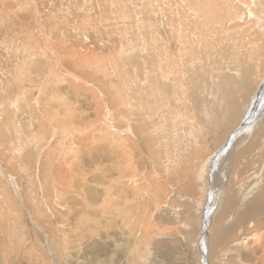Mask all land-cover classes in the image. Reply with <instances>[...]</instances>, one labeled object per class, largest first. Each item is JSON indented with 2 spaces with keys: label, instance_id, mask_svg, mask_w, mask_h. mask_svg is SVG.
Segmentation results:
<instances>
[{
  "label": "rangeland",
  "instance_id": "1",
  "mask_svg": "<svg viewBox=\"0 0 264 264\" xmlns=\"http://www.w3.org/2000/svg\"><path fill=\"white\" fill-rule=\"evenodd\" d=\"M5 1L6 0H0V3H1L0 4V6H1L0 7V14H1L0 17H2V15H3L2 18H4L3 13H5L8 16L12 15L11 18H15L16 14H19L22 17L24 16V20H23L24 26L23 27L26 26L25 30L30 28L32 31V32H30V34H32V36L34 38H37L40 40H41V38H43V39L47 40V42L49 41L51 43V45L57 49V51L62 52V57H59L58 62H56L57 56L54 55V57H53V55H51V57H52L51 58L50 53H49V55H46V56H42V55L38 54V57H37L36 54H35L36 56L34 54H32V56L28 57L29 60L27 62H25L26 74H25V72H23L22 77H21V78H23L24 82L23 83L18 82V85L26 87V88L28 87L27 89H29V87H30V89L33 88L31 90H32L34 95L37 94V92L35 91V87L39 84V82L46 75H48L47 72H49V70H51L52 68H53L52 70L58 68V73L60 74V76H58V79L62 80L61 78L64 77L65 78V79L63 78L64 80H66L68 78L67 81L73 82V80H72V79H74V77L72 76L73 74H75V73L79 74L82 70L86 71L85 66H87V64H84L85 66L82 67L78 63L79 62L78 57H80L78 55H83V54L94 55L95 57H97L99 59L101 58L103 61L102 62L103 66L105 65L108 67V68L105 67V69H106L105 71L108 74L99 73L100 74L99 75V74L95 73V76L97 78L94 77L96 79L93 78L92 79L93 83L91 82L93 86L98 85L99 83L103 84L102 87L100 86L101 88L99 87V90L100 91L102 90L101 92H103L102 97H104V95H106L107 93L108 94L106 96H109V93H113L114 96H117L118 94H116V93H121L122 91H124V93H126L127 91L123 87L125 83L120 84L119 82H120V80H124L130 86L129 78L132 77V74H130V73L136 74L137 71H139L140 72V73H138L139 75H141V73H142V76H143V74L145 75L146 72L143 73L144 70L141 69L142 63L140 64L138 61L140 58L147 59L151 55L150 53L153 50L152 46L154 44V40L152 42V38L153 39L155 38L159 42L158 43L159 45L163 46V44H164L165 46L168 45V47H169V41L172 42L174 40L172 38V36H170L168 33L169 32V26L167 24L168 22H166L171 17L170 16L171 14H173V15L176 14L175 9H177V7L174 4H170L171 0H160V1H158V0H113L115 2V6H114V4H111L112 5L111 6L107 0H47L48 2L46 0H39V1L28 0L29 3L27 2V0H19V1L18 0H7L6 2ZM15 1L16 2L18 1V4L15 3ZM220 1H222V0H211L210 2H212V3L216 2L217 4L215 6L220 7L218 9L220 10V13L222 12L221 14L224 16L228 11L232 12L233 7H234V9L236 8L234 5L235 3L238 6L242 5L241 7L238 8V9H240V15L236 16L237 20L239 21V22L237 21L239 27L229 29V27L235 22L234 20H232L231 22H226L227 18H224L223 20H222V18H223L222 16H221L222 18H219V19L216 18V21L211 24V28H214L212 39L216 38V40H215L216 42L214 40H213V42L210 39L208 40V35H207V40L210 43L211 42L212 43L210 44L206 40L205 42L203 41V43H205L207 45H202L200 47L201 50L198 47L199 51H196V54H197V58L199 55V58H198L199 62H197V61L196 62H197V65H199V66H197V68H199L200 71L197 72V70H196L198 75H197V77H196V74L192 75V77H193L192 80H190V78H188V81H187L188 87H186L187 90L183 93H179L182 95V97L184 99H181L179 104H178V102L172 103V107L174 109H176L177 105H178V109H179L181 116H183L184 114L186 115V116L184 115L183 117H185L184 122L187 124L182 122L180 124H184L185 126L180 125V127H179L178 124H175V125L172 124L173 123L172 119L168 118L169 122H166V123L169 126L166 127V131H167V132L165 131L166 134L163 133L164 136L160 135V134L156 135V136H160V137L164 138V139H161V147L159 146L160 150L158 148H156V143H155L156 136L154 137V134H152V133L150 135L145 133L143 136H145L146 138H151V140L147 141V143H148L147 146H149V144L150 145L154 144L155 150L157 152H151V151H153V149L148 150V147H146L145 144L139 145L138 139L131 140L129 142L131 145L128 148L129 153H128V155H126V158H128L129 155H133L134 157L132 159L128 158V160L130 162L126 163L125 164L126 166L123 164H122L123 165L122 166L121 164H118L115 161V156L116 157H118V155L120 156V154L122 152L118 151L119 149H117V148L115 149V147H113L115 145V140L112 137L109 138V140H107V141H109V143H107V145L105 142L102 143L105 145V149H104L103 153H102V148H99V147H101L99 143L94 145L91 143L92 141L89 142L92 144V145L90 144L91 148L88 149V150H90V153L89 154H86V153L82 154L84 156L81 159V162H80L81 165H79V166H81V168L84 169L83 172L81 171V173L79 175H76L74 173V171H72L70 176L73 179L80 182L82 180L81 175L86 174V175H84L85 182L83 183V191L85 192V194L89 193V196H95L96 195V198H98V200H95V202H93L94 205L101 206V201L99 200V197H100V195L104 194V190H105V192L109 191L111 195H112V193H113V195L115 194L114 199H112L113 203H111L113 205L111 206L112 208L111 207L108 208L107 206L104 205L105 211H106L105 213L102 212V210H103L102 208H104V207L100 208L101 210L96 211L97 214L95 213L94 210H91V209H89L88 212L86 211V213L89 214L88 216H90L93 219H96L98 221L97 223L91 222L89 227L88 226L87 227L82 226V228H81L79 226V228H78L76 226V224L74 223V222H76V223L78 222L77 220L79 218H77L76 215H77V213L80 214L81 210H79V211L76 210L75 212L73 210L72 215H70L71 213H69V216L67 218L68 219L67 221L69 222V224H67V222L65 221V225H67L68 228H67V226L64 225V223L61 224L60 226H58L56 223L57 218L49 219L50 222L54 226L56 223L58 228L61 227V229L68 235V240H70V242H71V243L68 242L69 244L66 243L64 245L65 247H67L66 248L67 253H65V254L63 253L62 255L57 257L56 259L51 257V256H48L49 254L46 255V256H48L47 258H45L46 256H44V258L47 261H49V259L51 260L50 264H108V263L109 264H202V261H204L203 264H205L207 262L204 260V251L202 250V247L200 246L202 238H203L204 233H205V229H204L205 227L202 229V227H203L202 224L204 223V226H206L205 211H206V205H207V203H206L207 198H205V197L208 194L209 190L212 189V187L215 183L211 184V182H210L211 178L208 177L209 181L206 182V184L204 186H202L203 180L206 178V176H205L206 174L203 173L202 175L199 176L198 172L201 169L203 170L202 164L205 163L206 158H208L209 154H211L210 155L211 158L213 157L212 153L213 152L215 153L218 150V148L222 146L221 144L223 142V139H226L228 132L233 128L234 124H232L230 126L231 122L229 123L228 120H223V119L227 118L226 117L227 112H229L231 110H235V113L238 114V116L240 118V116H242V114H243L242 108H244V106L246 104L248 105L249 100H252L253 97H254V99L252 100V102L250 101L251 102V111H254V113H257V112L261 111L264 107V88H263L264 87L263 86L264 85V55H263V57L258 58L256 51H255L256 45L260 48L259 43L261 41H262V43H264V0H256L255 5L250 4L251 9L254 10V13L256 12L257 14H259L260 18L262 17L261 22L256 21V15H254L252 10H251L252 12L246 10V9H248V6H246V3L241 4L239 1L236 2V0H227V3H225V4L221 3L223 5V6H221L219 3ZM228 1H230V2H228ZM13 2H14V4H13ZM33 2H35V3L32 5ZM38 2L40 3L39 4L40 7L37 5ZM98 2H100V3H98ZM120 2L124 3L123 7L120 6ZM261 2H263V3H261ZM23 3H25V4H23ZM34 5H35V7H34ZM2 6H3V9L5 10V12L2 11ZM106 6L108 7L107 9L105 8ZM230 6H231V10L229 9ZM98 8H100V10ZM241 8H242V10H241ZM11 9L13 12H11ZM19 9L22 11H20ZM7 10H8V12H7ZM117 10H119V11H117ZM43 11H44V13H43ZM111 11H113V12L111 13ZM122 11H123V15L124 14L125 15L121 18ZM151 12H152V14H151ZM190 12L188 11V13H189L188 16L189 15L190 16L188 17L189 20L187 21L189 24L194 23L193 21L196 19L195 15H193V13L192 12L190 13ZM116 13L120 14L118 16V18L115 17L117 15ZM33 14H34V16L36 15L37 19L39 18L37 20V24H36V19L35 18L32 19ZM162 15H164V16H162ZM165 16H167V17H165ZM131 17L134 19L133 21L135 23V26H132L133 23H130ZM136 17H138L139 19H142L144 21L146 20V22H148V24L151 28V29H146L147 30L145 33L146 35L144 34L143 40H145L146 42H144L141 39L143 42L140 41L141 43H139L138 45L133 46L128 50H122L119 48V45L121 46V48L124 47L123 44L121 45L120 43H122L123 41H126L127 36H129V37L132 36V35H130V33H132L135 38H137L138 34L140 33V32H138V30H139L138 24L139 23L137 24V22H136L138 18H136ZM155 17L158 19H156ZM160 17H161V19H160ZM123 18H124V20H127L128 23L127 22L124 23V21H122ZM164 18L165 19L168 18V19L165 22H163L165 20ZM26 19H27V22L25 21ZM111 20L115 23V25ZM190 20H192V22ZM5 21H6V19H5ZM176 21H177V18L175 19V22ZM219 21H221L223 23V25H220ZM77 22H78V24H77ZM81 22H83V24ZM119 22H121V25ZM184 22L186 23V19ZM30 23H32L33 25H31ZM240 23L243 24L244 26H242V25L240 26ZM38 24L40 26H38ZM96 25H98V26H96ZM154 25H155V27H154ZM165 25L168 27H166ZM106 26H108L107 29H106ZM122 26L125 28L122 30V33L120 34V36H118V30ZM194 26H195V24H194ZM64 27H67V29ZM103 27H105V28H103ZM113 27H116L114 33L113 32H112V34L108 33L107 31L110 28L112 31ZM163 27H164V29H163ZM165 27H166V29H165ZM244 27H246L247 30ZM51 28H52V30H51ZM156 28L158 30H156ZM223 28H227L228 33L226 31H223ZM236 28H237V30H236ZM72 29H73V31H72ZM125 29H126V31H124ZM208 30L209 29L207 28V31ZM231 30H233V31H231ZM152 32H154V33L156 32V34L158 33L159 35L157 37H154L155 35H152ZM203 32H205V30ZM233 32H235V33H233ZM28 33L29 32H27L26 35ZM205 33H207V32H205ZM107 34H108V36H107ZM90 36H91L92 40L90 39ZM237 38H239V39H237ZM111 40H113V41H111ZM235 41H236V43H235ZM253 41L257 42V43L254 44ZM61 44H62V46H61ZM208 44L210 47L208 46ZM57 45H58V47H56ZM144 45L146 46V48ZM211 45H212V47H213V45H215L214 46L215 49L212 48L213 49L212 50ZM65 46H67V47H65ZM69 47H71L74 50V52ZM78 47H80V48H78ZM171 47H172V49H171ZM175 47H176V44L174 42L171 44L169 52H168L169 60H170L171 54L173 53ZM205 47H206V49H204ZM64 48H65V50H64ZM30 49H32V47H30ZM1 50L2 49H0V55L2 56L4 54L2 57H4V59H5L4 50H2V51ZM68 50L69 51L71 50V51L69 52ZM77 50H79V51H77ZM112 50H113V52L115 51L118 54H116L115 52L113 53ZM65 51H67V52H65ZM87 51L90 52L91 54L88 53ZM1 52H3V54ZM106 52H107V54H106ZM25 53L26 52H24L23 55ZM70 53H72V57H71ZM96 53L98 54V56ZM130 53H132V54L135 53V54L132 55ZM11 54H12L13 58H16L15 53H11ZM76 54H78V55H76ZM99 54L101 57L99 56ZM128 54H130V56H129V60L127 63L128 64L133 63L131 65H127V63H126L127 59L125 56ZM262 54H264V46H263V53ZM250 55H252V56L250 57ZM1 56H0V61L3 62L4 59ZM117 56L122 57V58H118ZM131 56H132V58H131ZM68 57H70V58H68ZM116 57L120 60L122 59L123 61L119 62V60L115 59ZM106 58H107V60H106ZM134 58H136L135 61L138 60V61H136V63L134 61ZM212 58H213V60H212ZM31 59H33V61ZM52 59H54V61ZM66 59H68V60L66 61ZM69 59L70 60L72 59V60L69 61ZM103 59H105L106 61ZM31 61L33 62V64ZM129 61H131V62L129 63ZM45 62L47 65L44 64ZM52 62H54V63H52ZM73 62H75V64H77V63L78 64L75 65ZM117 63H119V64L117 65ZM123 63L125 66L123 65ZM138 63H139V67H138ZM26 64L29 66L27 67ZM61 64L71 71H68L65 68H62L63 66ZM108 65H110V66H108ZM200 66H202V70H201ZM74 69L77 71H75ZM107 69H109V70L107 71ZM136 69H137V71H136ZM140 70H142V71H140ZM65 71L68 73H66ZM69 72H70V74H69ZM32 73H33V75H32ZM63 74H65V75L63 76ZM120 74H122V76H123L122 79H119V77H121ZM135 74H133V75H135ZM39 75H41V77H38ZM31 77H35V78H31ZM117 77H118V79H117ZM69 78H70V80H69ZM102 78H103V80H101ZM109 79H110V81H109ZM64 80L57 83V85H59L60 87L63 88L62 89V91L64 92L63 95H65V96H63L64 97L63 99L66 102H68L67 103L68 105H72V106L74 105L76 107L81 105L82 106L81 108H83V110H85V112L88 113V117H90L89 119L84 118L85 119L84 122L90 123L93 120V117L95 114L93 112L94 106H93V102L90 101L91 100L90 96L88 95V93H86L84 91H81L78 94L75 92L73 93V91L70 90L71 86H69V84H68L69 82L67 83V81H64ZM26 81H28L29 83ZM31 82H33L35 84H32ZM91 83H88V84L84 83L83 85L86 89H89V90L92 89L93 90V88H91ZM47 84H49V81L47 82ZM122 84H123V86H122ZM27 85H29V86H27ZM54 85L56 86V84H54ZM54 85H50V86H54ZM104 85H106V86H104ZM259 86L262 88V90L260 89ZM13 87H14V85H13ZM104 87L106 89H104ZM170 88L171 87H168V90ZM11 89H12V87H11ZM11 89H8V87H7V93H9V90L11 91ZM66 89H67V91H66ZM130 89L132 90L133 88L130 87ZM13 90H16V89L13 88ZM131 90L128 91L129 94L134 91V90H132V91ZM5 92L0 93V108H3V109L6 108L5 105H3L4 101L6 103V98H4V96L6 95ZM101 92H100V95H101ZM257 92H258V94H257ZM67 95H68V97H67ZM129 96H133V94L132 95L130 94ZM74 97H76V98H74ZM196 98H198L199 100L196 101ZM213 98H215L214 99L215 104L213 105V110H215L217 112V117H213L211 119V121L213 122L214 125L216 123H218L217 125H215L217 127H215L216 130L214 131V133L210 129L211 127H213V126H211V123L209 121H204L206 119L205 116L203 115V112H202L204 110V108L201 107V105H205V107H206L207 104H208L207 107H209V105H210L209 102ZM231 98H233L235 101V105L233 108H230V106L228 105V102L230 101ZM67 99H68V101H67ZM75 99H77L78 102L80 101L81 103L80 102H79V104L76 103ZM201 99H205L207 101V102L205 101L206 104H204ZM49 102L51 103V105L56 104V106H57L63 101L61 100V98L60 99L58 98L56 100H49ZM58 102H60V103L58 104ZM72 102H73V104H72ZM135 106H136V110L142 106V98L141 97L138 99V103L135 104ZM199 106H200V108H199ZM181 109L183 112L181 111ZM52 110H54V109L52 108ZM166 112L167 111H165V113ZM8 113L11 114L10 112H8ZM23 113H25V114H23ZM23 113L22 112L17 113L18 114L17 116L20 117V122L23 121V123H21V125L24 126V130H25V131L22 130L20 132H22V133L25 132V134H28L31 129L34 130V129H36L35 127H38V124H37L38 121L35 122V119L32 116V114L26 116L27 112L25 110ZM20 114L22 115V117L20 116ZM25 116L27 118L29 117L30 119L24 118ZM125 116H128V114L125 113ZM202 117L204 119H202ZM22 118H24V119H22ZM32 118H33V120L29 121ZM260 118L263 119L264 117L260 116ZM260 118H258V121L260 120ZM188 119L193 122L195 127H197V131H195L194 129L192 130V135H190L189 131H188V130H191L189 123H188ZM217 119H219V120L217 121ZM166 120H164V122ZM26 121H27V123L31 122L32 125L28 126L29 123L27 124ZM129 121H131V120H129ZM258 121H257V123H258ZM106 123L109 126L111 125L110 122H106ZM257 123H256V126H257ZM171 125H173V126L171 127ZM180 128H181V130H180ZM175 129H177L178 131ZM172 130H174V131H172ZM169 133H171V134H169ZM170 135H172V136H170ZM23 136H24V133H23ZM23 136L21 134L22 139L20 141L22 142V145L25 143V145L28 147L26 142L25 141L23 142V140H25L24 138H26ZM176 136H177V139L175 138ZM196 136H197V140H194ZM140 137H142V136L140 135ZM172 138H174V139H172ZM164 141H165V143H164ZM187 141H189V143ZM176 143L178 144L177 146H176ZM185 143H186V146H185ZM243 143L245 145V142H243ZM134 144H135V146H134ZM164 144H165V146H164ZM172 145H174V146H172ZM81 146H82L81 148L84 149L83 145H81ZM194 146H197V148H195ZM27 147H26V149H28ZM166 147H168V149ZM231 147H232V145H231ZM141 148H143V150ZM146 148H147V150H146ZM175 148H176V150H175ZM91 150H92V154H91ZM161 150H163V151H161ZM164 150H165V152H164ZM85 151H86V149H85ZM137 151H138V153H137ZM146 151H147V153L149 151L150 155L147 154ZM182 151L185 153H182ZM156 153H159V157H161L160 158L161 162H163V160H164V164H166V165H167L168 161L171 165V161L175 160L174 162L177 163V164L175 163L176 164L175 167L177 169L176 172L170 174L169 168H166L165 166H163V164H161L162 165L161 166L160 163H158V161H156L158 163V167H159L158 168L155 160H153L154 154H156ZM165 154L168 157L167 156L165 157ZM224 156H225V154H224ZM173 157L174 158L176 157V159H174ZM165 158H167V160ZM201 158H202V160H201ZM135 159H136V161H135ZM237 159L243 160L242 158L239 159V157ZM90 160H92V162ZM17 161H20V159H17ZM21 161H22V159H21ZM133 161L136 162L135 170H132L133 168H131ZM10 162H11V165L13 166L12 171L14 170L16 173H18V175H17V176H19L18 177V188L20 190L22 189L21 190L22 192H20V196L22 197V198L20 197V201H21V203L22 202L24 203V206L26 209L24 208L23 203L21 205L20 203H18L19 202L18 199L13 197L14 198L13 199L14 205L16 208L18 207L16 210L18 211L20 208V211H18L19 214L17 213V215H13L14 219L11 222L12 224L9 222H6L5 224L1 225L0 234L1 233H3V234L0 235V244H1V241L6 239V237H7L6 235H8V233H6L5 230H7L8 226L12 225L11 228H13V226H14V233L16 235V236L14 235L13 245H14V242H16V244L18 243L19 245L22 244L21 248L23 247L22 249H24L25 247H27L31 243V245L28 246L29 247L28 249H31V246H35V249H39V248L41 249V243H43L45 246V243L47 242L46 241L47 237H46L44 231L40 230L37 226H34V224L31 223V221L32 222L37 221L40 218L33 220V218H35V216H36V214H35L36 210H35V207H33L31 204H29L30 196L27 193V191L29 190L28 192H30V190H33L35 192L36 199L46 201L47 198L50 196L51 186L48 185V187H50V189L45 191V190L41 189L39 185L36 186V184L33 183L32 189H31L30 188L31 185L29 186V184L25 183L24 178L22 179V172L16 170V166L14 167L13 161L10 160ZM196 162H198V163H196ZM230 163H231V159H230ZM184 164H186L187 166ZM119 165L122 166L123 168L120 169ZM124 166L126 168H124ZM101 167H103V169H102L103 171L100 169ZM151 167L154 169H152ZM229 167H230V164H229ZM97 168L100 169V173H99V171L96 170ZM184 168H187V170H185ZM190 169L192 170L191 172H190ZM121 170H123L124 172H127V173L133 172V173L138 175V177L136 178L139 181L137 188L140 187L141 190L137 193H140L138 195H141V196L137 195V197H135L133 199L131 194L136 191L135 190L136 187L133 189V188H129L127 186L128 189H126L125 192H127L126 195L129 194L128 195L129 198L126 201L124 200V198L121 196V193H120L121 190L123 191V188H121L115 182V180L117 179V176L121 175ZM29 171H31V170H29ZM183 171H185V172H183ZM45 172H46V170H45ZM115 172L117 173V175ZM212 172H213V168L211 169L209 166L208 175L211 176ZM229 172L230 171H228V173ZM195 173H197V174H195ZM251 173L252 172L249 171L248 173L245 174L246 177L244 176L245 177V184H243V188H245V189H249V188L252 189L254 179L251 178L252 177V176H250ZM217 174H219V172H217ZM96 176H101L102 178H96ZM63 177H64V175H63ZM107 177H109V178H107ZM114 177H115V179H114ZM201 177H202V180H201ZM96 179L97 180L99 179L98 180L99 182ZM102 181H104V182H102ZM116 181H118V180H116ZM26 185L28 186V188ZM57 185L58 184H54L55 187ZM103 186H104V188H103ZM105 187H106V189H105ZM236 187L238 188V186H236ZM237 188H235V189H237ZM130 189H131V191H130ZM253 189H252L253 191H256L255 188H253ZM114 192H116V193H114ZM202 192L205 195H203ZM236 192H238V190ZM9 195L11 197L10 192H9ZM24 196H25V198H24ZM198 196L201 199H199ZM22 199H25V200H22ZM122 200L124 202H122ZM130 200L133 203H131ZM123 203H124V205H123ZM17 204H19L20 206ZM125 205H127V206H125ZM81 207H82V205L77 207V208H81ZM113 207H115V208H113ZM131 209L132 210L135 209V210L132 211ZM125 211H127V212H125ZM111 212H112V214H111ZM122 212H123V214H122ZM117 213H118V215H117ZM29 215L32 216V218ZM120 215H122V216H120ZM130 215H133V217ZM98 216L100 218H98ZM129 216L131 218H129ZM23 218H24V220H23ZM114 218H115V220H114ZM15 220H16V222H15ZM41 220H42V218H41ZM72 220L73 221L75 220V221L73 222ZM104 221H106V222H104ZM210 221H211L210 222L211 224H209L210 225L208 227L209 231L207 232V236H206V240H205V244L207 246L208 252H209V250H211V246L208 244V240H209L208 238H210V229L212 232V230L215 226L214 214H212ZM201 222H202V224H201ZM123 224H124V226H123ZM251 224H252V222H251ZM243 225L246 226V222ZM2 226H4V228H2ZM19 227L20 228L22 227V228L19 229ZM35 228H38L39 230L35 229ZM55 228H56V226H55ZM2 229H4V231ZM81 229H82V234H84L83 235L84 237L80 236L79 233H77V232H80ZM243 229L244 228L242 227L240 230L241 232H238V235L242 233L241 236L249 237L248 236L249 234L243 235V233H244ZM72 231H74V232H72ZM144 233H148V235H149V239L147 240V243H145L144 240L142 239V234H144ZM236 233H237V231H236ZM4 234H5V236H4ZM57 234L59 235V236L57 235L58 237H63V234H61V233H57ZM73 235H75V236H73ZM77 235H78V237L79 236L80 237L76 238ZM22 236H23V238H22ZM28 236H30V237H28ZM31 237L37 241L35 242V240H33ZM69 237H70V239H69ZM74 238L78 239V241L76 240L77 241L76 242L74 240ZM9 241H10V239H9ZM74 241H75V243H74ZM56 242H58V240H56ZM76 243H79V245H75ZM25 244L26 245L28 244V245L26 246ZM219 245H220V247L217 249V252H216V254L218 256L216 254L212 255V260L209 259L211 262H208L207 264H238V263L239 264H264V259H262V256L260 255L259 250H254V252H252L246 244H240L239 240H233V241L228 242L227 244L220 243ZM70 246H72V247H70ZM227 247H229L228 250H226ZM14 248H9L12 251H9L10 254H8L9 255L8 259H7L8 261L2 260L4 262L3 263L0 260L1 261L0 264L1 263L2 264H13L14 263L13 261H15V258H17L16 252H19L16 250V245ZM130 250H133V251H130ZM212 251L214 252L215 250L213 249ZM14 252H15V254H14ZM133 252H135L137 255L136 254L133 255ZM208 252H207V256H210L208 254ZM248 252H249V254H248ZM35 253L36 254H32V261L29 264L36 263L38 260H39L38 263L40 262V264H46L43 256H42V260H44V261L41 260V257H39L40 255L37 252H35ZM237 253H240V254H237ZM146 254H148V255H146ZM253 254L257 255V258L252 257ZM142 255H143V257L141 258ZM259 255H260V257H259ZM0 256L2 257V254H0ZM13 256H15V257H13ZM36 256L39 258H37ZM137 256L138 257L140 256V257L137 259L136 258ZM239 257L242 258L243 263H241L239 261ZM19 260H20L21 264H24V263L28 264L27 259L26 260L25 259L24 260L19 259Z\"/></svg>",
  "mask_w": 264,
  "mask_h": 264
},
{
  "label": "bare ground",
  "instance_id": "2",
  "mask_svg": "<svg viewBox=\"0 0 264 264\" xmlns=\"http://www.w3.org/2000/svg\"><path fill=\"white\" fill-rule=\"evenodd\" d=\"M18 1L17 2L15 1V3L18 4ZM37 1H39V0H37ZM107 1L110 3V5L114 4V6H115V2L113 0H107ZM158 1H160V0H158ZM210 1L211 0H171L170 4H174L177 7V9H175L176 14L175 15L171 14L170 15L171 17L169 18L168 21H166L168 18H166V19L164 18L165 20L163 22H165V21L168 22L167 23L169 26V32L168 33L170 36H172V38L174 40L172 42L169 41V47H168V45L165 46L164 44H163V46L159 45L158 44L159 42L155 38L154 39L152 38V42L154 40V44L152 46L153 50L150 53L151 55L147 59L140 58L141 57L140 56L139 57L140 59L138 58L139 61L136 60L140 64L142 63L141 69L144 70L143 73L146 72L145 75L143 74V76H142V73H141V75H139L138 73H140V72L137 71V69H136V71H137L136 74L130 73V74H132V77L129 78L130 86L124 80H120V82H119L120 84L125 83L124 86H123V84H122V86L127 91V92L125 91L126 93H124V91H122L123 93L122 92L116 93V94H118L117 96H114L113 93H109V96H106L108 94L106 92L107 94L104 95L105 94L104 93L103 94L104 97H102L103 92H101L102 90L101 91L99 90V87L100 86L102 87L103 84L99 83L98 85L93 86L92 85V83H93L92 79L94 77H96L95 73H97V74H99V73L108 74L105 71L106 70L105 67H107V66H105V65L103 66L102 59L101 58L99 59V58L95 57L94 55H88V54L78 55V54H76V55L80 56V57L77 56L79 58L78 63L82 67L85 66L84 64H87L88 67L85 66L86 71L82 70L79 74H77V73L73 74L72 75L74 77V79H72L73 82L67 81L68 78L66 80H64L65 79L64 77H63L64 79L63 78H61V79L64 81H67V83L69 82L68 84H69V86H71L70 90H72L73 93L75 92L78 94L81 91H84V92L88 93V95L90 96V99H91L90 101L93 102V106H94L93 112L95 113L93 120L90 123L84 122V120H85L84 118L89 119L90 117H88V113L85 112V110H83V108H81L82 107L81 105H79L78 107H76L74 105L73 106L68 105L67 104L68 102H66L63 99L64 98L63 96H65V95H63L64 92L62 91L63 88L60 87L59 85H57V83L62 81V80L58 79V76H60V74L58 73V68L54 69V70H52L53 68L51 70L48 69L49 70V72H47L48 75H46L39 82V84L37 83L38 85L35 87V91L37 92L36 95H34L32 90H31L33 88L30 89V87H29V89H27L28 87L26 88V87L18 85V82L19 83L24 82L23 78H21V77H22L23 72H25V74H26L25 62H27L29 60V58H28L29 56H32V54H34V55L36 54L37 57H38V54H40L42 56H46V55H49V53H50V57H51V55H53V57H54V55L57 56L56 62H58L59 57H62V52L57 51V49L54 48V46H52L49 41L47 42V40H45L43 38H41V40L34 38L32 36V34H30V32H32L30 28L25 30L26 26L23 27L24 26V21H23L24 16L22 17L21 15L16 14L15 18H11L12 15L8 16L5 13H3L6 21L4 18H2L3 17V15H2V17H0V49L4 50L5 59H4V57H2L4 55L3 52H1L3 55L2 56L0 55V56L4 59V61L3 62L0 61V93L6 91L5 92L6 95L5 96L3 95L4 98H6V103H5V101H4V103L2 102L6 108L5 107H4L5 109L0 108V227H1V225L5 224L6 222L11 223L14 219L13 215H17V213L19 214L18 211H20V208L18 211L16 210L18 207L17 208L15 207L13 199L17 198L19 201V202L18 201L17 202L20 203L21 205L23 203V202L21 203V201H20V197H21L20 192H22L21 191L22 189L20 190L18 188V177L19 176H17L18 173H16L14 170L12 171L13 166L11 165L10 160L14 162V167L16 166V170L22 172V179L24 178L25 183L29 184V186L31 185L30 186L31 189H32L33 183H35L36 186L39 185L40 188L45 190V191L50 189V187H48V185L51 186V189H50V196L47 198L46 201L36 199L35 192L33 190H30V192H28L29 190L28 191L26 190L30 196L29 204H31L33 207H35V210H36L35 211L36 216H35V218H33V220L40 218L37 221H33V222L31 221V223H33L34 226H37L40 230L44 231V233L47 237L46 238L47 242L45 243V246L43 243H41V249L38 246L37 247L39 249H35V246H31V249H28L29 248L28 246L31 245V243H30L29 245L27 244L28 246L25 244L27 247L22 249L23 248V247L21 248L22 244L19 245L18 243L16 244V242H14V245H13L14 235H15L14 226H13V228H11L12 225L8 226V228L6 227L8 231L5 230V232L8 233V235H6L7 236L6 239L1 241V244H0V254H2V257L0 256L1 261L2 260L8 261L7 260L8 256H9L8 254H10L9 251H12L9 248H14L15 245H16V250L19 252H16L17 258H15V261H13L14 263L12 262L13 264H21L19 259H23V260L27 259L28 262L27 261L26 262L29 264L32 261V254H36L35 252L38 253L39 251L40 252L38 254L40 256L39 255L38 256L41 257V260H42V256L44 258V256H46L48 254H49L48 256H51V257L56 259L57 257L62 255L63 253L64 254L67 253V249H66L67 247H65L64 245L68 242L71 243L70 240H68V235L61 229V227L58 228V226H60L63 223L65 225V221L67 222V224H69V222L67 221L69 213H71L70 215H72L73 210H74V212L76 210H78V211L81 210L80 214L77 213V215H76L77 218H79L77 220L78 222L77 223L74 222L76 219L74 221L73 220L72 221L76 224V226L78 228H79V226L81 228H82V226H85V227L88 226L89 227L91 222L97 223L98 221L96 219H93L92 217L88 216L89 214H87L86 211L88 212V210L91 209V210H94L96 213V211L101 210L100 208L104 207V205L107 206L108 208H110L113 205L111 203H113L112 199H114L115 194L113 195V193H112V195H111L109 191L105 192V190H104V194L100 195V197H99V200L101 201V206L94 205L93 202H95V200H98V198H96V195L95 196H89V193L85 194V192L83 191V183L85 182L84 175H86V174L81 175L82 180L80 182L73 179L70 176L72 171H74V173L76 175H79L81 173V171L83 172L84 169L81 168V166H79V165H81L80 162H81L82 157L84 156L82 154H84V153L89 154L90 150H88V149L91 148L92 144L96 145L99 143L101 146L99 148H102V153H103L104 149H105V145L102 143L105 142L107 145V143H109V141H107V140H109V138L112 137L115 140V145L113 147H115V149L116 148L119 149L118 151L122 152L120 154V156L118 155V157H116L113 154L115 156V161L118 164L125 165L126 163L130 162L128 160V158L132 159L134 157L133 155H129V157L126 158V155H128V153H129L128 148L131 145L129 143L131 140L138 139L139 145L145 144L146 147H148V150L153 149V151H151V152H157L155 150V145L153 143H152L153 145L149 144V146H147V144H148L147 141L151 140V138H146L143 135L145 133H147L149 135L152 133V134H154V137L157 134L163 135V133H165V131H166V127L169 126L166 123V122H169L168 118L172 119V122H173L172 124H174V125L178 124L179 127H180V125L181 126L184 125V124H180V123L184 122L185 117H183V116L185 114L183 116H181L179 109H178V105H177V108L174 109L172 107V103L178 102V104H179L180 100L184 99L182 97V95L179 93H183L187 90L186 87H188L187 86L188 78H190V80H192L193 79L192 75H194V74H196V77H197V75H198L197 72L200 70H199V68H197V66H199V65H197V62H199V60H198L199 55L197 58L196 51H199V49L202 45H207V44L203 43V41L205 42L207 40V35H208V40L210 39V40H212V42H213V40L214 41L216 40V38L212 39L214 28H211V24L216 21V18L219 19V18L223 17L222 20L224 18H227V20L225 19L226 22H231L232 20L235 21L229 27V29L239 27V25L237 23L238 20H237L236 16L240 15V9H238V8L241 7L242 5L238 6L235 3L234 5L236 8L234 9V7H233L232 12L227 10L228 11L226 13L227 15L225 14V16H224L221 14L222 12L220 13V10L218 9L220 7L215 6L217 3L216 2L212 3ZM237 1H239L241 4L246 3V6H248V9H246V10H248L250 12L253 11V13H254V10L251 9L250 4L255 5L256 0H236V2ZM27 2H28V0H27ZM228 2H230V1H228ZM34 3L35 2H33L32 5ZM98 3H100V2H98ZM219 3L221 6H223L222 4L227 3V0H222ZM261 3H263V2H261ZM13 4H14V2H13ZM23 4H25V3H23ZM39 4L40 3L38 2L37 5L39 6ZM123 4L124 3L120 2L121 7H123ZM34 7H35V5H34ZM105 8L107 9L108 7L106 6ZM98 9L100 10V8H98ZM229 9L231 10V6L229 7ZM241 10H242V8H241ZM2 11L5 12V10L3 9V6H2ZM20 11H22V10H20ZM117 11H119V10H117ZM188 11L189 12L191 11L193 13V15H195L196 19L193 21L194 23L189 24L187 22L189 20L188 17L190 16V15L188 16V14H189ZM7 12H8V10H7ZM11 12H13L12 9H11ZM112 12L113 11H111V13ZM43 13H44V11H43ZM255 13H254V15H256V21L261 22L262 17L260 18V15L257 13L255 14ZM151 14H152V12H151ZM119 15L120 14H117L115 17L118 18ZM124 15H123V11H122L121 18ZM162 16H164V15H162ZM167 16H165V17H167ZM34 18L36 19V24H37V20L39 18L37 19L36 15L34 16V14H33L32 19H34ZM136 18H138V17H136ZM176 18H177V21L175 22ZM156 19H158V18H156ZM160 19H161V17H160ZM185 19H186V23L184 22ZM130 20H131L130 23H133L132 26H135V23L133 21L134 19L131 17ZM25 21L27 22V19ZM122 21H124V23L127 22V20H124V18ZM190 21L192 22V20H190ZM136 22H137V24L139 23L138 24L139 25L138 32H140V33L139 34L137 33L138 34L137 38H135L132 33H130V35H132L130 37L126 35L127 36L126 41H123L122 43H120L121 45L123 44L124 47L121 48V46L119 45L120 49L128 50L131 47L136 46L143 41L146 42L145 40H143L144 34L147 31L146 29H151V28H150L148 22H146V20L144 21V20L138 18ZM219 22H220V25H223V23L221 21H219ZM81 23L83 24V22H81ZM119 23L121 25V22H119ZM30 24L33 25L32 23H30ZM77 24H78V22H77ZM194 24H195V26H194ZM114 25H115V23H114ZM241 25L244 26L243 24L240 23V26ZM38 26H40V25L38 24ZM96 26H98V25H96ZM168 26H166V27H168ZM154 27H155V25H154ZM166 27H165V29H166ZM64 28L67 29V27H64ZM103 28H105V27H103ZM107 28H108V26H106V29ZM115 28L116 27H113L112 31L110 28L107 32L112 34V32L114 33ZM124 28L125 27H123V26L119 28L118 36H120V34L122 33V30ZM207 28L209 29L208 31H207ZM237 28H236V30H237ZM244 28L246 29V27H244ZM163 29H164V27H163ZM51 30H52V28H51ZM156 30H158V29L156 28ZM204 30L207 33L203 32ZM72 31H73V29H72ZM124 31H126V29ZM223 31L227 32V28H223ZM231 31H233V30H231ZM27 32H29V33L26 35ZM235 32H233V33H235ZM153 33L154 32H152V35H155L154 37H157L159 35L158 33L156 34V32L154 34ZM107 36H108V34H107ZM90 39H91V36H90ZM237 39H239V38H237ZM113 40H111V41H113ZM174 42L176 44V47H175L173 53L171 54V57L169 60L168 52H169L171 44ZM208 43H210V42L208 41ZM235 43H236V41H235ZM253 43L256 44L257 42L253 41ZM263 44L264 43H262V41L259 43L260 48L256 45L255 51H256L258 58L263 57V55H264V54H262L263 53V46H264ZM61 46H62V44H61ZM208 46H209V44H208ZM214 46L215 45H213V47H212V45H211V49L212 48L215 49ZM30 47H32V49H30ZM56 47H58V45ZM65 47H67V46H65ZM198 47H199V49H198ZM69 48H71V47H69ZM78 48H80V47H78ZM145 48H146V46H145ZM171 49H172V47H171ZM204 49H206V47ZM64 50H65V48H64ZM77 51H79V50H77ZM24 52H26V53L23 55ZM65 52H67V51H65ZM73 52H74V50H73ZM112 52H113V50H112ZM11 53H15L16 58H13ZM88 53H90V52H88ZM70 54L72 57V53H70ZM106 54H107V52H106ZM116 54H118V53H116ZM130 54H132V53H130ZM130 54L125 56L127 59V61L125 60L126 63L129 60ZM133 54H135V53H133ZM97 56H98V54H97ZM99 56H100V54H99ZM251 56L252 55H250V57ZM117 57L115 59L119 60V62L123 61L122 59L121 60L118 59V58H122V57H118V58ZM68 58H70V57H68ZM131 58H132V56H131ZM33 59H31V60L33 61ZM135 59L136 58H134V61H135ZM52 60L54 61V59H52ZM67 60L68 59H66V61ZM71 60L69 59V61H71ZM103 60H105V59H103ZM106 60H107V58H106ZM212 60H213V58H212ZM136 61H135V63H136ZM130 62L131 61H129V63ZM52 63H54V62H52ZM73 63L75 64V62H73ZM139 63H138V67H139ZM32 64H33V62H32ZM44 64H46V62ZM77 64H75V65H77ZM118 64L119 63H117V65ZM131 64H133V63H130V64L127 63V65H131ZM110 65H108V66H110ZM123 65H124V63H123ZM28 66L29 65H27V67ZM200 67L202 70V66H200ZM62 68H65L66 70L71 71L64 66ZM108 70L109 69H107V71ZM142 70H140V71H142ZM196 70H197V72H196ZM75 71H77V70H75ZM66 73H68V72H66ZM69 74H70V72H69ZM133 74H135V75H133ZM32 75H33V73H32ZM64 75L65 74H63V76ZM120 75H121V77H119V79H122L123 76H122V74H120ZM38 77H41V75H39ZM31 78H35V77H31ZM96 78H94V79H96ZM110 79H109V81H110ZM117 79H118V77H117ZM69 80H70V78H69ZM101 80H103V78ZM48 81H49V84H47ZM26 82H28V81H26ZM33 82H31V83L35 84ZM84 83H87V84L91 83V88H93V90L92 89L91 90L86 89L83 85ZM54 84H56V86ZM13 85H14V87H13ZM50 85H54V86H50ZM106 85H104V86H106ZM27 86H29V85H27ZM7 87H8V89H11V87H12L11 91L13 90V88H15L16 90H13L12 92L9 90V93H7ZM130 87L133 88L132 90H134L132 93H130L131 95L133 94V96H129L130 94L128 93V91L131 90ZM168 87H171V88L168 90ZM104 89H106V88L104 87ZM260 89L262 90L261 87H260ZM66 91H67V89H66ZM100 92H101V95H100ZM257 94H258V92H257ZM67 97H68V95H67ZM140 97L142 98V106L136 110L135 104L138 103V99ZM58 98L59 99L61 98V100L63 102H61V103L58 102V104L59 103L60 104L57 106H56V104L51 105L49 100H56ZM74 98H76V97H74ZM214 99L215 98L211 99V101L209 102V104H210L209 107H207L208 104L206 105V107H205V105H201V107L204 108V110L202 112L206 118L204 121H209L211 123V126H213V127H211L210 129L212 130L213 133L216 130L215 127H217L215 125L218 124V123H216L214 125L213 122L211 121V119L213 117H217V112L215 110H213V105L215 104ZM253 99H254V97H253ZM198 100L199 99L196 98V101H198ZM201 100L204 104H206L207 101L205 99H201ZM252 100H249L248 105L246 104L244 106V108H242L243 114H242V116H240V118H239L238 114L235 113V110H231V111L227 112V115H226L227 118L223 119V120H228L229 123L231 122L230 126L232 124H234L233 128L228 132L226 139H223V142L221 141L222 146L219 147L215 153L214 152L212 153L213 157L211 158V156H210L211 154H209L208 158H206L205 163L202 164L203 170L200 168L201 170H199V172H198L199 176L202 175L203 173L206 174L205 175L206 178L203 180L202 186H204L206 184V182L209 181L208 177L211 178L210 179L211 184L215 183L214 184L215 186L213 185L212 189L209 190L208 194L205 197V198H207V200H206L207 205H206V211H205L206 226H204V223L202 224L203 221L201 222V224L203 226L202 229L205 227L204 228L205 233H204V236H203L201 244H200V246L202 247V250L204 251V260L207 261L205 264H207L208 262H211L209 259L212 260V255L216 254L217 249L220 247V245H219L220 243L227 244L228 242L233 241V240H239L240 244H246L252 252H254V250H259L260 251L259 253L262 256V259H264V118L263 119L260 118V116L264 117V107L262 109L263 111L261 110L257 113H254V111H251ZM67 101H68V99H67ZM75 102L79 104L80 101L78 102V100L75 99ZM72 104H73V102H72ZM228 105L230 106V108L234 107L235 101L233 98L230 99V101L228 102ZM52 108L54 110H52ZM199 108H200V106H199ZM24 110L27 112L26 116L32 114V116L35 119V122L38 121L37 122L38 127H35L36 129H34V130L31 129L28 134H25V132H23L24 133V136H23V133L20 132V131L24 130V126L21 125V123H23V121L20 122V117L17 116L18 115L17 113H19V112L23 113ZM165 111H167V112L165 113ZM181 111H182V109H181ZM8 112H10L11 114H9ZM125 113H127L128 116H125ZM23 114H25V113H23ZM20 116L22 117L21 114H20ZM26 116L24 118H27ZM24 118H22V119H24ZM258 118H260L259 121H258ZM27 119H30V118L28 117ZM202 119H204V118L202 117ZM32 120H33V118L29 121H32ZM129 120H131V121H129ZM164 120H166V121L164 122ZM218 120L219 119H217V121ZM27 121H26V123H27ZM257 121H258V123H257ZM106 122H110L111 125L109 126ZM188 123H189L190 129H191L188 131H189V134L192 135V130L194 129L195 131H197V127H195L193 122L189 119H188ZM256 123H257V126H256ZM185 124H187V123H185ZM31 125L32 124L30 122L28 126H31ZM172 126L173 125H171V127ZM175 130H177V129H175ZM180 130H181V128H180ZM172 131H174V130H172ZM21 134L23 137H26V138H24L25 140H23V142L25 141L26 144L28 145V147L25 145V143L22 145V142L20 141L22 139ZM169 134H171V133H169ZM140 135L142 137H140ZM170 136H172V135H170ZM175 138L177 139V136ZM161 139H164V138H162L160 136H156V139H155L156 140L155 141L156 148H158L159 150H160L159 146L161 147ZM172 139H174V138H172ZM194 140H197V136L195 137ZM89 142H91L92 144ZM187 142L189 143V141H187ZM243 142H245V145ZM164 143H165V141H164ZM177 143H176V146L178 145ZM135 144H134V146H135ZM81 145H83L84 149L81 148L82 147ZM231 145H232V147H231ZM164 146H165V144H164ZM172 146H174V145H172ZM185 146H186V143H185ZM26 147L28 149H26ZM194 147L197 148V146H194ZM166 148L168 149V147H166ZM85 149H86V151H85ZM141 149L143 150V148H141ZM146 150H147V148H146ZM175 150H176V148H175ZM161 151H163V150H161ZM164 152H165V150H164ZM137 153H138V151H137ZM146 153H147V151H146ZM159 153L154 154L153 160H155V162L158 161V163H160V165L163 164V166H165L166 168H169L170 174L175 173L177 170L175 167V165L177 164L176 162H174L175 160L171 161V165L168 161V163L166 165V164H164V160H163V162H161V159H160L161 157H159ZM182 153H185V152L182 151ZM91 154H92V150H91ZM147 154L150 155V152L148 151ZM166 154H165V157L167 156ZM224 154H225V156H224ZM238 157H239V159L242 158L243 160H238L237 159ZM17 159H20V161H17ZM21 159H22V161H21ZM165 159L167 160V158H165ZM174 159H176V157ZM230 159H231V163H230ZM201 160H202V158H201ZM90 161L92 162V160H90ZM135 161H136V159H135ZM135 161H133V163L131 165V168H133L132 170H135V164H136ZM158 163L156 162L157 167H158ZM196 163H198V162H196ZM229 164H230V167H229ZM184 165H186V164H184ZM122 166H120L119 168L120 169L123 168ZM125 166H124V168H126ZM209 166L211 169L213 168V172H212L211 176L208 175ZM98 168L96 170L99 171V173H100V169L102 170L103 167H101L100 169H98ZM152 169H154V168H152ZM184 169L187 170V168H184ZM29 170H31V171H29ZM45 170H46V172H45ZM123 170H121V175L117 176L116 180H118L119 182L116 180H115V182L117 183V185H119L121 188H123V191L121 190L120 193H121V196L126 201L129 198V196H128L129 194L126 195L127 192H125L126 189H128V187L133 188V189L136 187L135 188L136 191L135 192L133 191L134 193L131 194L133 199L135 197H137L138 194H140L137 192H139L141 190V188L140 187L137 188L139 181L136 178L138 177V175L133 173V172H130V171H129L130 173H127V172H124ZM191 171L192 170L190 169V172ZM228 171H230V172L228 173ZM249 171L252 172L250 176H252L251 178L254 179L252 189L255 188L256 191H253L254 189L252 190L249 187H248L249 189L243 188V184H245V177H246L245 174L248 173ZM183 172H185V171H183ZM217 172H219V174H217ZM195 174H197V173H195ZM63 175H64V177H63ZM116 175H117V173H116ZM96 178H102V177L96 176ZM107 178H109V177H107ZM114 179H115V177H114ZM201 180H202V177H201ZM102 182H104V181H102ZM54 184H58V185L55 187ZM236 186H238V188ZM27 188H28V186H27ZM103 188H104V186H103ZM235 188H237V189H235ZM105 189H106V187H105ZM237 190H238V192H236ZM130 191H131V189H130ZM9 192H10L12 198L10 197ZM114 193H116V192H114ZM203 195H205V194L203 193ZM138 196H141V195H138ZM24 198H25V196H24ZM199 199H201V198L199 197ZM22 200H25V199H22ZM122 202H124V201L122 200ZM131 203H133V202L131 201ZM17 205H19V204H17ZM81 205H82L81 208H77ZM123 205H124V203H123ZM23 206H24V203H23ZM125 206H127V205H125ZM24 208H25V206H24ZM113 208H115V207H113ZM102 209H103L102 212L105 213L106 212L105 207ZM133 210H135V209H133ZM125 212H127V211H125ZM111 214H112V212H111ZM122 214H123V212H122ZM212 214H214L215 226H214L212 232L210 229V238H208L209 239L208 244L211 246V250H209V252H208L207 246L205 244V240H206L207 232L209 231V228H208L210 226L209 224H211L210 220H211ZM117 215H118V213H117ZM120 216H122V215H120ZM130 216L133 217V215H130ZM130 216H129V218H131ZM30 217L32 218V216H30ZM41 218H42V220H41ZM53 218H57L56 223L58 226L55 223L56 228L49 220V219H53ZM98 218H100V217L98 216ZM23 220H24V218H23ZM114 220H115V218H114ZM15 222H16V220H15ZM104 222H106V221H104ZM245 222H246V226L243 225ZM251 222H252V224H251ZM65 226H67V225H65ZM123 226H124V224H123ZM242 227L244 228L243 229V231H244L243 235L249 234L248 235L249 237L241 236L242 233L238 235V232H241L240 230ZM2 228H4V226H2ZM21 228L19 227V229H21ZM38 228H35V229H38ZM67 228H68V226H67ZM2 230L4 231V229H2ZM236 231H237V233H236ZM72 232H74V231H72ZM57 233L63 234V237H58L59 235ZM77 233H79L80 236L84 235V234H82V229L80 230V232H77ZM1 234H3V233H1ZM4 236H5V234H4ZM73 236H75V235H73ZM28 237H30V236H28ZM79 237L77 235L76 238H79ZM22 238H23V236H22ZM9 239H10V241H9ZM32 239L35 240L34 238H32ZM69 239H70V237H69ZM142 239L144 240L145 243H147V240L149 239L148 233L142 234ZM56 240H58V242H56ZM74 240L78 241V239H75V238H74ZM36 241L37 240H35V242ZM75 241H74V243H75ZM75 245H79V243H76ZM70 247H72V246H70ZM213 249L215 250L214 252L212 251ZM228 249H229V247L226 248V250H228ZM130 251H133V250H130ZM207 252L210 256H207ZM14 254H15V252H14ZM134 254H136V253L133 252V255ZM237 254H240V253H237ZM248 254H249V252H248ZM143 255L141 256V258L143 257ZM146 255H148V254H146ZM260 255H259V257H260ZM48 256H46L45 258H47ZM13 257H15V256H13ZM39 257H37V258H39ZM139 257L137 256L136 258L138 259ZM252 257L257 258V255L253 254ZM38 261L36 263H33V264H40V262L38 263ZM42 261H44V260H42ZM239 261L241 263H243L241 257H239ZM203 262L204 261H202V264H203ZM45 263L50 264L51 260L49 259V261H47L45 259Z\"/></svg>",
  "mask_w": 264,
  "mask_h": 264
}]
</instances>
